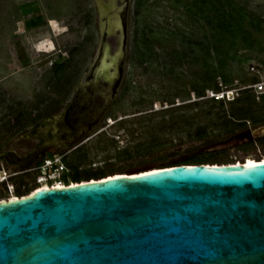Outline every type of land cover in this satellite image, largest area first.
Segmentation results:
<instances>
[{
    "label": "rangeland",
    "instance_id": "374dc122",
    "mask_svg": "<svg viewBox=\"0 0 264 264\" xmlns=\"http://www.w3.org/2000/svg\"><path fill=\"white\" fill-rule=\"evenodd\" d=\"M101 1L107 4L110 0ZM193 1L141 0L133 14L131 0L127 59L114 100L101 122L76 147L63 151H68L67 160L77 163L80 170H104L110 177L177 165L195 157L212 158L209 162L215 159L216 164L264 158V140L250 143L254 139L238 142L234 138L264 122L249 120L245 128L233 133L219 125L223 111L227 115L234 103L231 100L241 96L239 90L253 79H264V0H230L247 14L244 39L242 34L233 39L227 34L221 42L210 34L211 26L203 16L188 10ZM37 15L42 22L26 28L25 21ZM249 17L261 21L262 27L254 29ZM99 23L95 0H0V155L22 156L29 151L35 143L31 130L44 118L56 117L83 83L97 54ZM142 33L152 42L151 56L144 62L139 61ZM107 41L112 54L116 36ZM213 45H220L229 56L216 53ZM173 49L183 54L180 59L173 57ZM68 57L62 84H56L52 62ZM220 58L229 82L222 85L218 77V91L208 86L197 97L190 83L200 84L203 73L217 66ZM207 91L228 92L218 99ZM244 91L254 96L255 107L262 103L253 89ZM195 100L197 106H181ZM200 128L206 132L197 138L194 134ZM67 176L65 182H70V173ZM17 179L8 181L13 184L12 193L0 185V201L16 195ZM26 180L32 188V175ZM20 192L25 193L23 187Z\"/></svg>",
    "mask_w": 264,
    "mask_h": 264
},
{
    "label": "water",
    "instance_id": "95a60500",
    "mask_svg": "<svg viewBox=\"0 0 264 264\" xmlns=\"http://www.w3.org/2000/svg\"><path fill=\"white\" fill-rule=\"evenodd\" d=\"M95 2L98 49L84 81L117 92L131 0ZM263 136L264 124L234 138ZM149 169L0 201V264H264V162Z\"/></svg>",
    "mask_w": 264,
    "mask_h": 264
},
{
    "label": "trees",
    "instance_id": "16d2710c",
    "mask_svg": "<svg viewBox=\"0 0 264 264\" xmlns=\"http://www.w3.org/2000/svg\"><path fill=\"white\" fill-rule=\"evenodd\" d=\"M141 0H134V8H133V14H137L138 12V5ZM188 10L194 15L203 16V18L206 20V23H208L211 26L212 32L211 35H214L217 37L218 41H222L226 39V35L228 34L232 39L236 38L240 34H242V37L244 35V20L247 16L245 12H243V9L241 7L235 6L231 3L230 0H195L193 1L189 7ZM42 22L41 16H33L25 21L26 28H33L39 23ZM249 24L254 29H260L262 27L261 21L255 20L252 17L248 18ZM244 39V37H243ZM135 40H136V34H135ZM141 44L143 49L141 50L139 61L144 62L151 56V47L152 42L151 40L142 33L141 35ZM214 51L216 53L222 52L224 54V57L229 56V53L227 50H224L220 45H213L212 46ZM208 49V47H207ZM171 54L173 57H176L180 59L181 55L179 51L176 49H173L171 51ZM233 58V57H232ZM71 57H68L67 59L62 60H55L52 62V74L55 78V83L62 84V78L61 76L65 72L66 68L68 67V64L70 63ZM202 82L200 84H197L195 82L190 83L191 91L197 95V97H202L204 94V90L210 86L214 87L219 90L220 86H218V82L216 81V78H220L222 85H225L229 82V75L224 70V59L220 58L219 63L217 66L213 67L212 70H206L202 75ZM253 81H256V79H253ZM221 85V86H222ZM244 90L241 89V96H237L236 98H233L234 103L231 105L230 111L225 115V111H223L221 120L219 125L223 128L224 132L227 133H233L236 130H240L245 128L247 125V122L250 120L251 123L256 124L259 122H264V116L262 115V112H264V92L260 94L261 97V104H259L257 107L254 106V96L246 93ZM221 101V100H220ZM199 104L198 100L188 102L185 104H181V106L184 105H191V106H197ZM219 105L221 106L222 103L220 102ZM180 105H177V107ZM16 121H18V118H16ZM205 130L200 128L197 129L195 132V136L197 138H202L205 135ZM264 140L263 137H259L251 141L250 143L260 142ZM209 159L212 158H206V157H195L190 158L189 160L185 161L181 164H189L190 162L196 163V164H213V165H220L216 164V160L213 159L212 162H209ZM67 167L70 170V176L69 180L70 183L78 184L81 182H85L88 180H97L106 176H109L111 174H106L104 170H97V171H89V170H83L79 169V165L75 162H69L67 160V157L64 158ZM262 159L258 160H250V161H243V162H256V161H262ZM235 163V162H233ZM228 163V164H233ZM225 165V164H223ZM29 166L24 167L23 169L27 168ZM83 172V175L80 173ZM24 177H21L20 179H17V187H16V195H10L7 199L1 200V201H7L10 199L19 198L17 196H23L28 195V193L31 191L32 188L28 187L27 180H24L25 177H27L28 174H24ZM23 187L25 193L20 192V188ZM48 186H39L38 189H47ZM34 192V191H32ZM31 192V193H32ZM29 193V194H31Z\"/></svg>",
    "mask_w": 264,
    "mask_h": 264
},
{
    "label": "flooded vegetation",
    "instance_id": "af4514ba",
    "mask_svg": "<svg viewBox=\"0 0 264 264\" xmlns=\"http://www.w3.org/2000/svg\"><path fill=\"white\" fill-rule=\"evenodd\" d=\"M115 94L113 85L108 82L99 80L97 83H88L83 79V83L74 89L71 98L56 117L49 119L50 121L48 117L44 118L31 130L35 143L29 151L22 156L0 155V169L4 170L6 167L8 170L12 168L20 171L38 163L45 156L76 147L105 117ZM24 176L18 174L13 178L20 179Z\"/></svg>",
    "mask_w": 264,
    "mask_h": 264
},
{
    "label": "built area",
    "instance_id": "2783aa9c",
    "mask_svg": "<svg viewBox=\"0 0 264 264\" xmlns=\"http://www.w3.org/2000/svg\"><path fill=\"white\" fill-rule=\"evenodd\" d=\"M250 69L253 72L256 70L254 67H251ZM247 88L253 89L255 93L262 94L264 92V79L256 80L242 89ZM207 92L210 97H218V99H220L221 97L223 98L228 91L216 93H213L212 91ZM67 154L68 151H65L45 156L40 159L38 163L20 171H12L11 173H8L5 170L0 169V185L4 186V189L7 192L12 193L14 188L12 183H8L10 178L18 174H31L33 180V187L31 191L36 187L45 185L50 188H53V186L58 184L69 186L68 184H70V182H65V180L68 179V173H70V170L64 160ZM31 191L29 193H31Z\"/></svg>",
    "mask_w": 264,
    "mask_h": 264
},
{
    "label": "bare ground",
    "instance_id": "6f19581e",
    "mask_svg": "<svg viewBox=\"0 0 264 264\" xmlns=\"http://www.w3.org/2000/svg\"><path fill=\"white\" fill-rule=\"evenodd\" d=\"M105 55H108V53H106ZM104 61V60H103ZM264 162V160H262V161H256V162H235V163H233V165H241V164H243V165H245V166H254V165H257V164H259V163H263ZM209 165H213V164H209ZM214 166V165H213ZM156 169H158V168H152V169H149V170H147V171H152V170H156ZM147 171H143V172H147ZM121 175H124V174H118V175H116V174H114V176H110V177H108V176H106V178H100V180L101 179H110L111 177H118V176H121ZM90 180H88L87 182H89ZM92 181H95V180H92ZM81 183H85V182H81ZM79 184V183H78ZM77 184V185H78ZM68 185H70V186H74L75 184L72 182V183H70V184H68ZM62 187H65V185H60V184H58V185H56V186H53V188H62ZM50 187H48L47 189H49ZM42 190H44V189H38V187H36V188H34V190H32V191H34V192H32L31 194H28V195H26V196H29V195H32V194H34V193H37V192H39V191H42ZM25 197V196H24ZM20 198V197H19ZM19 198H15V199H10V200H7V201H15V200H18ZM7 201H2V203H4V202H7Z\"/></svg>",
    "mask_w": 264,
    "mask_h": 264
}]
</instances>
